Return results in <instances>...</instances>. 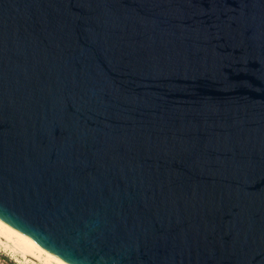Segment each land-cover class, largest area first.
<instances>
[{"label":"water","instance_id":"95a60500","mask_svg":"<svg viewBox=\"0 0 264 264\" xmlns=\"http://www.w3.org/2000/svg\"><path fill=\"white\" fill-rule=\"evenodd\" d=\"M0 223L65 264H264V0H0Z\"/></svg>","mask_w":264,"mask_h":264},{"label":"bare ground","instance_id":"6f19581e","mask_svg":"<svg viewBox=\"0 0 264 264\" xmlns=\"http://www.w3.org/2000/svg\"><path fill=\"white\" fill-rule=\"evenodd\" d=\"M0 246L20 264H65L1 223Z\"/></svg>","mask_w":264,"mask_h":264},{"label":"rangeland","instance_id":"374dc122","mask_svg":"<svg viewBox=\"0 0 264 264\" xmlns=\"http://www.w3.org/2000/svg\"><path fill=\"white\" fill-rule=\"evenodd\" d=\"M0 264H20L16 262L11 256L0 246Z\"/></svg>","mask_w":264,"mask_h":264}]
</instances>
